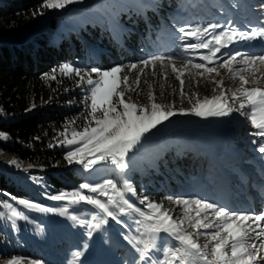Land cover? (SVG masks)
Instances as JSON below:
<instances>
[{
    "label": "rangeland",
    "instance_id": "obj_1",
    "mask_svg": "<svg viewBox=\"0 0 264 264\" xmlns=\"http://www.w3.org/2000/svg\"><path fill=\"white\" fill-rule=\"evenodd\" d=\"M163 1L165 0H80L64 9L43 7V13L37 24L8 40V44L15 42L16 45H29L36 49L38 47L36 39L39 38H45L48 44H58L61 40L65 41L67 35L78 37L81 39L79 55L61 62V67L69 64L80 69L81 76L88 73L93 80H97L99 77L92 71L93 69L108 71L120 66L122 71L118 75L121 79L127 75L128 84L135 89L126 92V101L148 105V95L151 91L157 103L173 105L177 114L157 125V128L146 134L141 144L128 153L127 168L124 171L110 163L97 164L90 171L85 170L80 164H69L65 159L66 154L79 145L69 146L63 143L62 136H59L55 146L63 156L64 164L58 163L55 169L50 171H42L19 162L17 167L16 164L11 163L15 159L10 154L1 153L0 160H7V163L0 164V212L7 214V210L2 205L9 203L27 219H17L13 224L6 217L0 218V264H7L12 258H19L22 264H138L140 253L130 242L131 237L140 236L137 231L140 225L136 221L141 217L137 213L131 210L121 212L118 207L110 206L116 216V219H113L85 202L70 203L68 199H51L54 195L79 190L81 183L96 184L105 179H112L118 187H122L123 181L127 180L135 190V195L125 192V199L133 203L136 208L147 212L148 201L162 204L164 209L171 210V214L176 219L182 218L183 206L174 203L175 199L217 202V206L232 212L264 213V153L258 151V145L264 144V137L253 135L257 129L253 128L247 115L242 114L250 110L248 106L241 111H233L228 116L201 117L191 114L190 109H185L189 114L180 115L179 110L184 108H176L174 103L162 102L158 99L160 84L158 85L156 79V70L160 65L159 62L156 63L155 68L151 65L145 68L142 65L137 66L136 69H130L132 63L126 61L118 65L111 64L110 67H105L102 63L110 59L106 48L102 46L103 43L108 40L121 42V33L128 29L127 22L132 17L135 19L138 15L145 21L148 13L156 10L157 6L160 7ZM173 1H176V7L171 15H178L179 18L192 15L189 18L191 20L174 23L172 27L176 31L172 36L155 33V38L161 41V45L152 47L147 59L153 55H170L178 47V50L182 51L181 48L185 49L187 44L197 42L193 39H179L182 36L180 28L189 30L197 26L219 24L221 27L214 34L236 29L238 33L248 32L250 35L252 29L259 32L264 26V20H261V26L250 27L251 20H249L252 15L249 12L258 18L256 11L264 18V0H244L247 8L239 0ZM249 2L254 4L257 10L252 9ZM246 10H249L248 13H245ZM237 14L238 16L231 20ZM169 22L171 24L170 20ZM146 25L150 27L149 22H146ZM82 29L91 30L93 34L97 31L95 34L97 39H89L82 33ZM32 31L36 33L27 39V35ZM210 38V35L204 37V39ZM0 43L7 44L2 40ZM153 43L154 41L151 45ZM187 51L192 52L191 59L195 61L198 57L208 54L206 49ZM236 54L239 55L237 61L233 62L234 69L243 67L241 61L245 56L264 55V37L258 35L250 40L234 39L228 47L221 48L217 53L216 63L209 65L220 67L225 60ZM253 68H258L253 78L264 76V65H256ZM253 68H249L243 74L246 77L251 76ZM220 69V74L223 76L221 79L228 76L227 102L229 106L238 108L240 101H233L230 98L232 92L240 87L239 78L233 79L225 68L220 67ZM67 75L76 79V86L71 90L76 95V101L66 105L67 108L77 109L73 120L75 123L70 122L66 125L70 136L73 128L81 130L91 119L88 116L91 111L89 107L91 101L87 77L81 81L80 76L75 73ZM137 76L140 77L139 88L136 87ZM253 86L255 85H247V87ZM259 86L264 88V84ZM118 90L124 91L125 86L121 84ZM219 94L220 92L215 90L209 98ZM116 99L113 97L114 102ZM122 110V107H118V111ZM184 122L191 125L189 134L176 132L174 138L168 139L167 134L171 131L168 126L183 125ZM224 132L229 136H220ZM225 159L229 160L228 169L219 165V162ZM190 164L195 165L196 175L189 172ZM184 166L187 169L185 171L182 169ZM254 171H259L260 177L252 180V184L251 182L248 184L246 180L244 185L245 178H251V173ZM19 172H25L27 176H19ZM223 182L225 184L218 189V185ZM80 191L107 200L105 196L88 193L87 190ZM108 191L111 195V190ZM222 191L223 196H220L219 193ZM209 193L210 197L214 195L213 199L209 198ZM145 197L147 201L141 204L140 201ZM168 197H172L173 200H169ZM20 200L38 204L52 211L44 212L25 207L19 203ZM224 201L228 203L224 205ZM64 209L67 211L62 215L61 211ZM97 224L100 225L98 228L95 227ZM160 236L163 238L157 240L160 250L150 252L151 262L162 259V250L176 246L178 243L165 233H161ZM198 242L203 244L205 238L201 236ZM139 264L144 262L139 261Z\"/></svg>",
    "mask_w": 264,
    "mask_h": 264
},
{
    "label": "snow or ice",
    "instance_id": "obj_2",
    "mask_svg": "<svg viewBox=\"0 0 264 264\" xmlns=\"http://www.w3.org/2000/svg\"><path fill=\"white\" fill-rule=\"evenodd\" d=\"M77 2L80 0H45L42 7L64 9ZM220 27L219 24H210L205 27H193L189 30L179 29L182 33L179 39L197 41L187 44L186 51L189 49H206L208 51L207 55L200 56V59L206 63L191 64V67L195 69H203V72L199 73L201 77L203 73L215 72L216 75H219L217 68L206 65L216 63L217 53L220 52L221 48L228 47L234 39L250 40L258 35L264 37V27L259 32L252 29L250 35L248 32L238 33L236 29L214 34ZM206 35H210L211 38L204 39ZM237 55L239 54L232 55L220 67L225 68L233 79L239 78L240 87L232 92L230 98L233 101L239 100V107L229 106L227 102L229 97L222 87L223 81H214L217 87L221 88L220 94L212 98L205 97L202 101L197 97L195 103H192V98H189V103H192L190 112L201 117L228 116L231 112L241 111L248 106L250 110L246 113L242 112V114L247 115L253 128L257 129L253 135L264 137V88L259 86L264 84V76L258 79L253 78L258 70L253 66L264 65V55L245 56L241 61L243 67L234 69L232 65L233 62L237 61ZM175 59L172 55H153L142 63L145 68L149 65L155 68L157 62L162 67H171L172 72L176 73V79L179 80L180 95L183 97L185 81L181 77L184 76L188 64L186 63L182 68H177ZM129 67L136 69L137 64L133 63ZM249 68H253V72L251 76L246 77L243 73ZM60 71L65 74L75 73V75L80 76L81 81L87 77V84L90 86L89 99L91 103L89 107L91 111L88 116L91 119L81 130L73 128L70 136L67 127L65 131L60 133V136L64 137L63 143L69 146L79 145V147L69 151L65 159L69 164L82 165L85 170L90 171L100 163H110L124 171L127 168L128 153L141 144L146 134L157 128V125L177 114L173 105L157 103L156 97L151 91L148 95V105H138L135 102L126 101V92L135 91V89L128 84L129 77L127 75L123 76L122 79L118 75L122 71L120 66L113 67L108 71L93 69L92 71L99 77L97 80H93L88 73L81 76V70L69 64H64ZM121 84L125 86L124 91L118 90L121 88ZM249 84L255 86L247 87ZM139 85L140 77L137 76L136 87L139 88ZM113 97L117 98L115 102ZM192 97H196V94L193 93ZM118 107H122L123 110L118 111ZM98 113L99 115H97ZM179 114L187 115L189 112L180 109ZM0 137L8 138L4 133H0ZM253 143L257 142L253 141ZM258 151L264 153V144L258 145ZM11 163L19 167L16 160H12ZM80 190L105 196L107 200L104 201L87 195ZM108 190H111V195ZM125 192H131L135 195V190L127 180L123 181L122 187H118V184L112 179H105L96 184L81 183L79 190L54 195L51 196V199H68L70 203L85 202L113 219H116V216L110 206L118 207L121 212L131 210L137 213L141 217L136 221L140 225V228L137 229L140 236L131 237L130 242L136 246V251L140 253L139 261L144 262V264H260V262H264V213L232 212L214 203L199 199L191 201L175 199L174 203L183 206L182 218L176 219L171 214V210L164 209L162 204L151 201H148L146 205L149 211H141L128 199H125ZM168 199L173 200L172 197H168ZM146 201L147 197L140 203L144 204ZM19 203L38 211H52V209L42 208L40 205L26 200H20ZM2 207L7 210V214L0 212V218L6 217L13 224L17 219H27L9 203H4ZM66 211L67 209L62 210L61 214H65ZM72 218L76 219V217ZM99 226V224L95 225L97 228ZM161 233L167 234L168 237L178 243L176 246L163 249L162 259L151 262L150 252L160 250L157 240L163 239L160 236ZM201 236L205 238L203 244L198 242ZM7 264H22V261L19 258H12L7 261Z\"/></svg>",
    "mask_w": 264,
    "mask_h": 264
},
{
    "label": "trees",
    "instance_id": "obj_3",
    "mask_svg": "<svg viewBox=\"0 0 264 264\" xmlns=\"http://www.w3.org/2000/svg\"><path fill=\"white\" fill-rule=\"evenodd\" d=\"M44 2L45 0H2L0 40L8 44V40L16 34L37 24L43 13ZM175 7L176 1L165 0L160 7L157 6L158 10L148 13L145 21L138 15V18L132 17L127 22L128 29L121 33V42L108 40L103 43L102 46L110 55V59L102 62L105 67L118 65L123 61L142 66V61L148 60L147 56L152 47L161 45V41L155 38V33L172 36L176 31L172 27L174 23L179 24L192 17L187 15L179 18L178 15H171ZM146 22H149L150 27ZM82 33L89 39H97V31L93 34L91 30L82 29ZM36 41V49L29 45L5 46L0 43V133L8 137H0V154L8 153L19 163L50 171L58 163L64 164V158L55 145L66 125L74 120L77 111L75 107H66L76 101V95L71 91L76 86V79L62 73L60 63L79 55L81 39L67 35L65 41L61 40L58 44H48L45 38ZM170 55L176 58L177 68L188 64L184 76L181 77L185 81L184 96L180 95V83L171 67L158 65V99L162 102L174 103L176 108L191 109L197 97L202 101L205 97L209 98L215 90L221 91L214 81H223L222 87L227 91L228 76L221 79L223 76L220 74L219 65H206L217 68L219 75L215 72L203 73L201 77L199 73L203 69L191 67V64L206 63L199 57L196 61L192 60L191 53L179 51L178 48ZM193 93L196 97H192ZM189 98H192V103H189ZM220 163L228 169V159ZM182 169L187 170L185 166ZM188 170L192 175L197 174L194 164H190ZM223 184L225 183H220L217 188ZM219 194L223 196V191ZM213 196L210 197L209 193L211 199Z\"/></svg>",
    "mask_w": 264,
    "mask_h": 264
},
{
    "label": "bare ground",
    "instance_id": "obj_4",
    "mask_svg": "<svg viewBox=\"0 0 264 264\" xmlns=\"http://www.w3.org/2000/svg\"><path fill=\"white\" fill-rule=\"evenodd\" d=\"M256 40V39H255ZM258 44V43H257ZM251 45V44H250ZM181 125V126H180ZM191 125L187 122H184L183 125L182 124H172V125H169L168 128L169 130H171L168 134H167V138L168 139H171V138H174L176 135H174L176 132H179V133H183L185 135L189 134V130H191L192 128H190ZM212 135V134H211ZM173 136V137H172ZM220 136H224V137H227L229 136V134L227 132H224L222 134H220ZM160 140V139H159ZM2 163H7V160H3L1 159L0 160V164L2 165ZM14 174L16 172H13ZM19 176H27V174L25 172H19L18 174ZM174 245V244H173Z\"/></svg>",
    "mask_w": 264,
    "mask_h": 264
},
{
    "label": "water",
    "instance_id": "obj_5",
    "mask_svg": "<svg viewBox=\"0 0 264 264\" xmlns=\"http://www.w3.org/2000/svg\"><path fill=\"white\" fill-rule=\"evenodd\" d=\"M38 30V29H37ZM34 33H36V31H32V32H30L28 35H27V39L31 36V35H33ZM26 39V40H27ZM15 42H13V43H10V44H3V43H1V44H3V45H5V46H10V45H13Z\"/></svg>",
    "mask_w": 264,
    "mask_h": 264
}]
</instances>
